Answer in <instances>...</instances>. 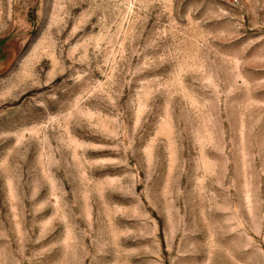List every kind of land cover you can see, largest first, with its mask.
Returning <instances> with one entry per match:
<instances>
[{"label": "rangeland", "instance_id": "374dc122", "mask_svg": "<svg viewBox=\"0 0 264 264\" xmlns=\"http://www.w3.org/2000/svg\"><path fill=\"white\" fill-rule=\"evenodd\" d=\"M0 264H264V0H0Z\"/></svg>", "mask_w": 264, "mask_h": 264}]
</instances>
